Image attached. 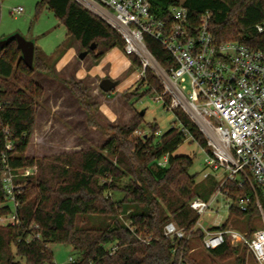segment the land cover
Listing matches in <instances>:
<instances>
[{
    "label": "trees",
    "instance_id": "16d2710c",
    "mask_svg": "<svg viewBox=\"0 0 264 264\" xmlns=\"http://www.w3.org/2000/svg\"><path fill=\"white\" fill-rule=\"evenodd\" d=\"M150 2L152 13L171 26L175 7H185L194 26L201 15L209 12L216 44L238 42L264 52V35L255 30L264 21V0ZM44 6L63 22L68 36L95 59L116 48L124 51L123 39L74 0H42L37 6L38 14ZM145 42L161 67L168 70L173 60L161 44L148 36ZM93 45L96 49L91 51ZM41 53L36 48L34 67L30 69L16 42L0 50V218L12 213L1 179L4 159L15 173L37 169L36 174L15 179L21 186L17 195L20 224L0 227V264H56L51 244L68 245L79 253L68 264H179L181 257L185 264H195L189 255L191 240L168 239L164 228L174 222L181 229L191 230L198 217L190 203L195 198L208 200L217 183L209 195L199 190L197 175L191 174L194 160L175 155L186 141L183 132L173 128L159 136V128L151 126L150 138L134 137L145 120L140 118L126 128L117 129L100 150L41 159L26 156L36 116L42 107L39 101L44 95L33 75L36 71H51ZM129 57L133 66H139L136 57ZM145 81L148 91L163 93L149 73ZM64 84L88 113L91 105L87 104L82 84L73 80ZM169 102L165 97L166 107ZM174 115L176 122L184 125L194 138L193 142L207 151L206 139L192 120L181 110L174 111ZM164 157H168L167 167H160L158 162ZM229 187L234 200L248 193L245 189ZM245 216L258 215L253 207L248 213L232 207L222 228H228L234 218ZM255 231L248 230L250 234ZM202 238L199 231L192 239L201 242ZM233 251L237 250L225 245L210 253L225 257Z\"/></svg>",
    "mask_w": 264,
    "mask_h": 264
},
{
    "label": "built area",
    "instance_id": "2783aa9c",
    "mask_svg": "<svg viewBox=\"0 0 264 264\" xmlns=\"http://www.w3.org/2000/svg\"><path fill=\"white\" fill-rule=\"evenodd\" d=\"M74 1L123 39L124 53L139 60L143 76L149 69L158 74L164 87L158 101L168 97V110L184 112L205 136L203 178L213 177L217 188L208 200L195 198L190 203L198 217L191 230L169 222L164 236L190 241L195 232L201 231L204 250L211 252L229 245L244 249L257 264H264V52L238 42L216 44L209 12L201 15L198 25L194 26L188 10L175 7L171 26L152 13L150 0ZM23 12L22 7L12 10L13 15ZM255 30L264 35V21ZM147 36L158 41L172 58L173 65L168 70L148 50ZM176 129L186 135V141H194L184 125L177 123ZM7 148L11 149V145ZM3 164L1 179L12 213L0 218V227L20 224L17 195L21 186L15 179L31 175L30 169L13 172L6 159ZM167 164L168 157L158 162L160 167ZM230 185L248 193L234 200ZM218 198L229 202L228 213L232 207L242 213H248L253 207L262 228L253 234L240 233L232 226L222 228L225 221L205 229L202 218L212 211ZM177 250L175 247L174 254ZM179 264H185L183 257Z\"/></svg>",
    "mask_w": 264,
    "mask_h": 264
},
{
    "label": "rangeland",
    "instance_id": "374dc122",
    "mask_svg": "<svg viewBox=\"0 0 264 264\" xmlns=\"http://www.w3.org/2000/svg\"><path fill=\"white\" fill-rule=\"evenodd\" d=\"M41 2L42 0H3L1 5L0 40L15 34L24 36L35 43L51 66L50 72L36 71L33 75L35 82L43 88L44 95L39 101L42 107L36 116L34 132L26 151L27 157L53 158L100 150L116 134L117 129L126 128L133 120L140 118L145 120L134 132V137L150 138L153 135L151 126L159 128V136L176 128L174 112L168 110L164 101H158L163 93L148 91V81H145L148 73L164 90L157 73L149 69L143 76L141 65L133 66L130 57L119 48L99 60L94 55L80 60L79 55L84 50L74 38L68 36L65 25L54 12L44 6L40 14L37 13V6ZM18 7H22L24 12L13 15L12 10ZM97 53L96 50L95 54ZM104 79L118 82L117 88L109 93L103 92L100 83ZM70 80L81 83L86 90V101L91 105L88 113L64 84ZM0 83L2 84V80ZM142 111H145L144 115L141 114ZM175 155L188 156L194 160L191 174L197 175L199 190L209 195L216 182L213 177L203 178L206 152L197 142L189 140L178 148ZM111 158L114 160V157ZM30 172L31 175L36 174V167L30 168ZM228 207V201L218 198L212 211L202 218L203 227L207 229L223 224L229 215ZM229 226L244 233L249 228L260 230L262 222L259 216H245L234 218ZM191 247L189 255L195 264H256L244 249H236L228 256L217 257L204 250L198 239L191 240ZM50 249L56 264H68L69 259H76L79 255L68 245L51 244Z\"/></svg>",
    "mask_w": 264,
    "mask_h": 264
},
{
    "label": "water",
    "instance_id": "95a60500",
    "mask_svg": "<svg viewBox=\"0 0 264 264\" xmlns=\"http://www.w3.org/2000/svg\"><path fill=\"white\" fill-rule=\"evenodd\" d=\"M16 42L18 49L21 51L22 58L25 64L32 69L34 67V59L36 53V46L33 41L27 40L24 36L20 34H15L8 38L0 40V50L6 49L11 43ZM96 46H92V50H95ZM88 55H90L87 51L80 53L79 59L84 60ZM100 89L105 92L109 93L112 92L114 89L117 88L118 82L113 81L111 79H104L100 83ZM142 115L145 114V111H142Z\"/></svg>",
    "mask_w": 264,
    "mask_h": 264
}]
</instances>
